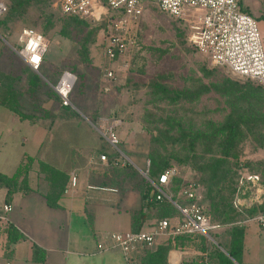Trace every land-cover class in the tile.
<instances>
[{
    "label": "trees",
    "instance_id": "trees-1",
    "mask_svg": "<svg viewBox=\"0 0 264 264\" xmlns=\"http://www.w3.org/2000/svg\"><path fill=\"white\" fill-rule=\"evenodd\" d=\"M0 1H3L6 5L5 11L0 15V55L3 54V50H6L3 37H7V34L13 29L18 28L21 34L23 28L33 27L47 37L50 36V38H53L54 33H60L69 39H77L75 28H78L80 31L78 34L80 36L79 51L85 53V60L90 61L92 58V45L100 30H104L108 22L102 20L92 24L91 19L77 13H64L61 11L62 14H58V11L53 8L54 0ZM242 1V10L252 14L257 19V16H255L258 15L257 11L254 14L250 6L244 9ZM35 7L40 12H36L35 9L32 10ZM159 7L162 9L160 5ZM164 11L171 14L166 10ZM260 14L264 13L261 12ZM111 15L113 16L114 13ZM27 21L28 23H26ZM21 22H24V24H21ZM177 26L180 30L179 35H184V38L194 48L198 49L189 40L187 22ZM134 37L136 35L129 32L126 41H135L134 50H139V38L136 37V40L131 39ZM137 50V56H140ZM2 65L0 64V101L12 111L18 113L21 118L29 117L30 114L27 109H30V106L33 109L31 100L30 105L26 104L27 102L25 104L23 101L21 102L23 92L24 95H33L34 90L32 87H35V93H37L39 86L41 90L44 89L43 92L41 91L43 98L40 107L42 115L50 117L49 122L46 123L49 128H52L58 119L66 120L69 114L70 116L73 115L72 113L80 119L83 118V115H80L73 105L62 103L61 97L55 88L46 84L44 78L40 75V69L34 74L38 80L37 78L33 80L31 77L29 83L26 81L22 86L23 91L18 89V83L21 80L20 75L22 74H16L11 67L2 68L4 66ZM215 65L220 67V65ZM222 66L230 75L224 77L221 81L212 83H205L200 79L198 86L190 84L171 85L169 82L171 76L165 72L155 74L146 83L133 81L132 73H134L135 68L131 67V74L129 73L125 77L124 83H121L119 87H121L120 89L124 88V85L127 89L145 87L144 108L139 122L148 134L149 145L146 152L145 150H138L136 146L132 150L125 141L121 140L120 147L128 155V152L132 153L133 151L136 155L145 152L144 157L138 164L141 168L146 169L149 160V176L156 181H158L159 175L170 167L177 168L180 165H182L181 168L183 166L193 167L194 176L191 175L190 179L179 172L172 177L170 188L175 191V195L172 194L173 198L177 199L176 197L179 196L180 191L189 183H193L196 190L195 199L203 205L206 213L211 214L212 222L218 224L219 229L225 228L231 230L234 234L244 235L243 224L241 225L239 222L264 211V195L261 201L254 200L250 204L240 202L241 198H248L252 193L251 175H257L258 183L264 186V157L254 158L255 160H242V143L247 136L252 135L258 140V146L264 148V111L261 107L262 102L264 103V85L249 76L233 73V70L227 64ZM145 70L144 67L141 71ZM70 71L77 76V82L75 81L73 88L78 85L80 90L85 92L89 77L87 72L78 71L77 68ZM73 88L70 93L71 100ZM210 89H215L221 94L235 99L234 108L226 113L223 119L208 118L201 123H197L190 122V120L186 121L181 113H177L179 102L195 101L203 92ZM50 99L54 101V105L46 106L45 101ZM239 101L240 104H238ZM35 108L38 109L37 106ZM96 113L97 111L94 115L89 116L93 121L96 118L95 123L99 121L100 117L97 115L100 112ZM114 113L115 115L112 118L121 120L116 128L119 133V127L123 120L128 118H123L118 109H115ZM129 119L131 120V118ZM100 137L102 138L101 135ZM101 142V146L97 151L99 158L97 161L91 162L88 169L89 183L100 187H116L118 189L117 193L121 195L119 201L127 192H139V205L132 210V230L150 229L162 218H168L171 224L182 218L178 206L171 200L157 198V192L153 184L135 165L132 163H115L118 153L109 146L105 139L102 138ZM102 152L108 154L106 162L100 160V153ZM35 162H37L36 157L27 153L13 174L0 171V187L7 188L5 196L7 202L13 199L18 189H31L27 184L28 174ZM40 166L43 169H50L46 168L43 162ZM61 173L65 172L61 171L54 174L60 175ZM68 179L69 177L63 179L60 176L55 184L49 186L47 190H50V192L47 195V203L50 206H61L59 200L65 194V189L69 183ZM178 202L181 204L188 202V200L179 198ZM217 232H211V234L216 238ZM3 235L6 236V240L3 241L4 250L9 252L10 255L14 251L15 244L26 236L12 221L4 220L0 216V240ZM207 243H209V240L203 234L179 233L167 235L161 242H157L155 246L144 252L139 264H167V255L171 248L177 245L202 244V250H205ZM228 251L235 259L239 260L243 252L241 240L236 238ZM32 257L37 264H45L46 250L38 244H33Z\"/></svg>",
    "mask_w": 264,
    "mask_h": 264
},
{
    "label": "rangeland",
    "instance_id": "rangeland-1",
    "mask_svg": "<svg viewBox=\"0 0 264 264\" xmlns=\"http://www.w3.org/2000/svg\"><path fill=\"white\" fill-rule=\"evenodd\" d=\"M247 6L251 7L254 14L256 11L258 13V15L255 16H257V22L264 43V14H260L261 12L264 13V0H243L242 7L245 9ZM53 8L58 11V14H62L58 0H54ZM34 9L36 12H40L38 8L35 7L32 10ZM184 9L189 13L197 11L193 5L187 3L184 5ZM112 11L113 10H109L108 13L103 15L98 21L92 20V24L98 23L102 20H107L108 22L106 28L104 30H100L94 44L92 45V58L90 61L85 60V53L83 54L79 51L80 36H78V34L80 31L78 28H75V34L77 36L76 38H79V40L69 39L62 36L58 32H56L58 34L54 33L53 38L48 36L50 42L44 61L40 68V75L44 78L46 84H49L51 87H53V85L58 82L60 76L65 70L70 71L71 69L75 70L77 68L78 71L80 70L84 73L87 72L89 77L87 80L86 91L82 92L78 85L74 86L72 91V103L74 102L73 107L75 110H77L80 115H84V113L90 109L89 105H92V108L94 107V110L92 109L94 111H92L93 115L97 111V113L100 112L98 114L96 113L100 117L108 118H112V116L115 115V109L120 110L123 118H128L123 120V123L119 127V135L121 140L125 141L128 147L132 150H134L136 146L138 150H145L146 152L149 145L148 134L142 128V125L139 122V118L141 117V113L143 112L144 108L143 98L145 96V87H141L140 89H134L135 87L127 89L125 85L122 89L119 87L121 83H124L125 77L129 73L131 74V67L135 68L133 70L134 73H132L133 81L146 83L153 76H155V74L159 72H165L170 74L171 81L169 82L174 86H182L184 84L199 85L200 79L202 82L212 83L221 81L224 77L230 74L226 72L222 65H220V67L216 66L208 55L204 54L199 49L194 48L192 44L186 38H184V35H179L180 30L177 25H183L186 20L175 15L172 16L171 14H168L162 10L157 3L151 2L145 4L140 15L129 18L126 27V39L129 36V32H132V34L139 38L140 49L136 50L139 51L140 56H137L138 54L136 53V50H134L135 41H126V48L124 52L121 55L119 54L118 56H115L113 60H110L104 53L105 38L110 32L113 20L119 18V15H123L122 13L119 14ZM113 13L114 15L112 16L111 14ZM26 23H28V21ZM21 24H24V22H21ZM136 37L131 39L136 40ZM3 40L6 50L10 55L13 56H16L15 51L23 46L18 28L9 32L7 37H3ZM10 59L11 58L3 53L0 55V64L5 65V67H8L9 65L11 66ZM144 67L146 70L141 71ZM108 68H112L115 71L116 77H107L106 71ZM233 73L235 72L233 71ZM94 88H96L97 92L100 94V105H98V94L95 92ZM43 90L44 89H42V92ZM94 94L96 96H93ZM36 97L38 98V96H35V98ZM28 101L29 103L26 104L30 105V100ZM181 102L177 104L179 109L177 113H181L186 121L190 120V122L194 121L197 123H201L208 118L221 120L224 118L226 113L234 108V104H236L234 97L221 94L215 89H210L209 91L203 92L199 98L195 99V101ZM163 103L165 105L164 101ZM95 104L97 105L95 106ZM238 104H240V101ZM261 107L264 111L263 102ZM72 114L73 117H66L67 121L61 120L62 122L57 123V125L52 129L53 136L49 139V141L48 135L51 128H49L46 123L49 122L50 117H44L42 115V124L44 128L42 129L43 138L40 143L43 148H41L42 154L39 153L42 159L36 157L37 162L34 165L37 166L36 170L33 172L31 171L33 173L31 178H33L35 182L37 181L41 187L38 190L39 193L41 190L45 191L44 200H47V195L50 192V190L47 189L49 186H51V184L56 183L58 177L61 176L63 179L64 177H69V183H67L69 187L71 186L70 173H68L69 171L67 170L69 169L68 167L70 164L66 161L71 159L72 147H79L95 142L92 141V139H95L94 137H91L92 131H90L84 122L81 123L79 118L74 116L76 114ZM129 118H131V120ZM88 119L90 120V124L92 123V129H95L99 135L97 140H99L100 144L103 137H100L101 134L95 127V124H98L99 121L95 123L96 118L94 121L90 118ZM32 127L33 126L28 123L26 128L22 129L26 131L25 134H28L30 137H32V133L30 131ZM18 132L19 130H17V132L14 131L11 133L5 132L3 137L0 139V158L6 157L8 155L12 157V160L8 164L3 163L2 161L0 162V171L6 174H13L16 171L21 161V156H19L20 152L23 150L31 152L32 146H34L29 141L23 143L17 142V136L15 137L14 135ZM95 136L97 137V135ZM258 144V140L252 135L247 136L242 143V160H255L254 158L264 157V148L259 147ZM145 152H141L142 154L140 155H136L134 151L132 153H128L132 161H134L139 166L138 163L140 160H142V157H144ZM60 157L62 159H60ZM95 160L97 161V159ZM41 162H43L46 168L50 169H43L42 166H40ZM181 166L182 165L176 168V173L179 172L186 176V178L188 177V179H190L191 175L194 176L193 167L183 166V168H181ZM137 168L141 172L142 169H145L141 168L140 166ZM61 171H64L65 173H61L60 175L54 174ZM28 182L27 184L30 186V183ZM167 191L175 195V191L172 188H167ZM181 191L180 193L178 192L179 196L176 197L177 199L180 198ZM90 192H93V190L90 189ZM133 193L135 195L137 194V192ZM67 196L69 195L63 194L61 199ZM251 196L252 193L249 195V197ZM133 198L134 197H132V200H134ZM61 199L59 202H61ZM42 203L43 205L39 207V202H36L34 205L31 204V201L27 200L24 201L22 206L31 208V211H33V209L37 211V224H39L42 228H52L49 235L50 240L48 241L52 247L64 246V248H66L68 245L70 228L69 213L65 210L57 209V215L50 213L49 216H46L43 213H45L44 209L47 208V205L44 202ZM21 210V207L17 204V208L11 213V216L17 215L16 213L21 215ZM53 210L51 212H54ZM116 210L118 211V209ZM26 211L28 210L26 209ZM123 214L124 213L122 211V214L119 215H103L99 222L103 229L108 228L128 230L129 225L126 222V215ZM256 223L255 221L250 223L251 227L246 232V237L244 240L245 244H247L249 248V260L251 259L253 261L248 262L247 264H264V227H262L258 222ZM219 230H221V228L219 229L218 227H214L209 231L215 232ZM36 235L40 239L43 238L42 234L40 233ZM156 244L157 243H154L149 247L152 248ZM3 255L5 256H3V259L6 258L5 261L7 260L9 264H15V255L9 256L10 253L6 252L5 250Z\"/></svg>",
    "mask_w": 264,
    "mask_h": 264
},
{
    "label": "built area",
    "instance_id": "built-area-1",
    "mask_svg": "<svg viewBox=\"0 0 264 264\" xmlns=\"http://www.w3.org/2000/svg\"><path fill=\"white\" fill-rule=\"evenodd\" d=\"M146 2H155L162 9L186 20L189 27V40L196 47L208 55L217 65L227 64L238 74L249 76L264 85V43L257 19L241 8V0H58L61 11L64 13H77L91 20L98 21L109 10L122 13L119 18L113 20L109 34L105 38L104 53L107 58L113 60L121 55L126 48V27L129 18L142 13ZM193 5L197 11L189 13L184 9L185 4ZM6 5L0 1V15L5 11ZM20 39L23 46L17 50L18 54L34 70H39L49 45V38L33 27L23 28ZM108 78L116 77L112 68L106 71ZM76 81V75L65 70L57 83L53 85L61 97L64 105H73L70 93ZM121 123L118 118L100 117L96 129L105 138L113 150L118 153L115 163H134L120 147L121 138L117 132V126ZM100 160L106 162L108 154L100 153ZM93 156L91 162H95ZM135 164V163H134ZM149 160L147 168L142 173L153 184L157 198H168L178 206L182 218L171 224L168 218L160 219L154 227L142 230H114L104 234L99 242L100 248H107V242L120 247L132 264H139L136 252L140 248L156 243L162 236L179 233H201L212 239L211 228L218 227L213 223L211 215L204 211L203 205L196 198V190L193 183L184 187L180 199L188 200L179 203L174 199L170 188L172 177L176 174V167H170L163 171L158 181L149 176ZM253 190L262 186L258 183V176L251 175ZM71 186L78 184L77 172L71 173ZM67 186L65 192L70 188ZM91 188H102L117 191L116 187L97 186L89 184ZM261 201V200H258ZM12 204L5 203L4 211L12 210ZM2 217V215H0ZM247 220H255L264 227V211L252 217L240 221L243 224Z\"/></svg>",
    "mask_w": 264,
    "mask_h": 264
},
{
    "label": "crops",
    "instance_id": "crops-1",
    "mask_svg": "<svg viewBox=\"0 0 264 264\" xmlns=\"http://www.w3.org/2000/svg\"><path fill=\"white\" fill-rule=\"evenodd\" d=\"M15 52L16 56H13L10 55L7 50H3V53H5L9 58H11V66L9 65L8 67H5V65H2V68L11 67L16 72V74H22L20 75L21 80L18 83V89H22L24 91L22 86L26 83V81L29 83L31 77L33 80L37 78L34 75L37 70H34L29 64H27V62L21 56H18L19 54L17 51ZM29 86L31 87V85ZM34 88L35 87H32V89L34 90L32 96L30 94L28 96L24 95L23 92L21 98V102L23 101L24 104L25 102L29 103L28 100L32 101L33 109H31V106L30 109H27L28 113L30 114L27 118H21L18 113L12 111L7 105L3 104L0 101V139L3 137V134L5 132L11 133L14 131L17 132V130H19V132L14 135L15 137L17 136V142L23 143L29 141L35 146L34 147L31 145V152H28L26 150L20 152L19 156H21V161L27 153L34 157L42 159L39 153H41V148H43L40 143L43 138L42 129L44 128L42 124L43 118L40 107L41 98H43V94H41L42 90L40 86L38 88L37 93H35ZM94 90L98 94L97 101L99 102L98 105H100V94L97 92L96 88H94ZM35 96H38V98H35ZM93 96L96 95L94 94ZM45 105H54V101L52 99H50L49 101L46 100ZM96 105L97 104H95V106ZM36 106L38 107V109L35 108ZM89 106L90 109H88L87 112L84 113L83 118H79V121L81 123L84 122L90 129V131H92L91 137L95 138L92 139V141L95 142H92L91 144H85L79 147H72V149L68 147L69 149H71V159L69 161H66L70 164V166L68 167L69 169H66L69 171L68 173H70V177L71 173L77 172L78 184L74 187H70L69 190L65 192V194H68L69 196L61 199V207L53 208L47 203V200H44L45 191L41 190V192L39 193L38 190L41 187L39 186L37 181L35 182V180L31 178V176L33 175L32 172L36 170L37 165H34L36 164V162L32 165V168L30 169V171L32 172L28 174V181L30 183L29 187H31V189H18L15 192L13 199L7 202L5 200L7 188L0 187V215H2V219L12 221L26 235L25 238L21 239L14 246V251L12 255H15V264H37V262L34 261L32 257L33 244H38L46 250L45 264H132L120 247L114 246L110 242H107V248H100L98 246L105 233L114 230H119L108 228L103 229L102 225L99 222L100 218L103 215L107 214L119 215L122 214L123 211V215H126V222L129 225V228L131 229L133 227L132 210L138 207L140 194L138 192L135 195L133 193L134 191H130L125 193L123 195V198H121L119 201L121 195L117 193L118 190L106 191V189L102 188L89 187V184L91 183H89L90 181L88 169L90 167L92 157L94 156L95 159L99 158L97 155V151L101 146V142L99 144V140H97L99 135L97 134L95 129H92V123L90 124V120L88 119L89 116L92 115L94 112V107L92 108V105ZM68 117L72 116L68 115ZM58 122L62 121L58 119L54 123V125L50 129L48 141L53 136L52 129L57 125ZM28 123L33 126L30 130L32 133V137H30L28 134H25L26 131L22 129L26 128V125H28ZM95 135H97V137ZM60 159L62 158L60 157ZM11 160L12 157L10 155L0 158V162L2 161L3 163L7 164ZM134 163L132 164L139 167L136 163ZM90 189L93 190V192H90ZM263 195L264 186H259L256 190H252L251 197L241 198L240 202H246L247 204H250L254 200H262ZM132 197H134V200H132ZM27 200L31 201V204L34 205L36 204V202H39V207H41V205H43L42 202H44L47 205V208L44 209L45 213L43 214H45L46 216H49L50 213H54L55 215H57V209L65 210L69 213L70 228L68 245L66 246V248H64V246L52 247L48 243V241L50 240L49 235L52 228H42L39 224H37V211L35 209L31 211V208H26L22 206L24 201ZM5 203L12 204V210L4 211L3 206ZM17 204L21 207L22 213H20L21 215L16 213L17 215L11 216V213L14 212L17 208ZM26 209L28 211H26ZM51 209L56 210H53L54 212H51ZM116 209H118V211ZM252 221L255 220H247L243 223L242 229L244 235L234 234L229 229L221 228V230L217 232L216 238L213 235L212 239L207 238L209 239V243H207V247L205 248V250H202V244H190L187 246L177 245L171 248L167 255V264H247L248 262H253L251 259L249 260V248L244 241L246 237V232L251 227L250 223ZM256 222L257 221H255V223ZM39 233L42 234V239L37 237L36 234ZM165 237L166 236H162L157 242H161ZM236 238L241 240L243 244V252L239 260L235 259L228 251ZM5 240L6 236L3 235L0 240V264H9L7 260L5 261L6 258L3 259L5 257L3 255V241ZM148 248L150 247L146 246L140 248V250L136 252L139 262L144 256V251H146Z\"/></svg>",
    "mask_w": 264,
    "mask_h": 264
},
{
    "label": "clouds",
    "instance_id": "clouds-1",
    "mask_svg": "<svg viewBox=\"0 0 264 264\" xmlns=\"http://www.w3.org/2000/svg\"><path fill=\"white\" fill-rule=\"evenodd\" d=\"M76 78H77V76H76Z\"/></svg>",
    "mask_w": 264,
    "mask_h": 264
}]
</instances>
